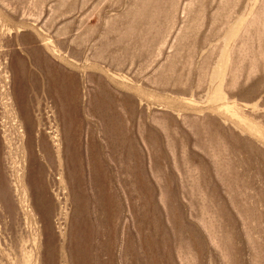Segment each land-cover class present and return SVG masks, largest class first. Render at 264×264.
I'll list each match as a JSON object with an SVG mask.
<instances>
[{
  "label": "rangeland",
  "instance_id": "obj_1",
  "mask_svg": "<svg viewBox=\"0 0 264 264\" xmlns=\"http://www.w3.org/2000/svg\"><path fill=\"white\" fill-rule=\"evenodd\" d=\"M17 89L50 149L49 232ZM0 161V264H264V0H0Z\"/></svg>",
  "mask_w": 264,
  "mask_h": 264
},
{
  "label": "bare ground",
  "instance_id": "obj_2",
  "mask_svg": "<svg viewBox=\"0 0 264 264\" xmlns=\"http://www.w3.org/2000/svg\"><path fill=\"white\" fill-rule=\"evenodd\" d=\"M42 71H43L42 75L45 77L46 86L48 87L46 89L47 92L49 93L48 95L51 96L53 90H55V91H57V93H59V95H57V93H56L57 98L61 97L63 92H64V87L61 84V77H62L61 71L59 69L42 70ZM22 73H24V72L19 71V72L13 73L14 79L19 84L18 85L19 89L20 88L25 89V80L27 79V77L25 78V75H22ZM28 76H31V75L28 74ZM31 78H32V83L34 84V88H35L37 86L36 79L33 76H31ZM29 79H30V77H29ZM13 82H15V81L13 80ZM14 86H15V84H14ZM16 92L17 93L15 94V100L17 102V106L19 107L18 113L20 112L19 115L18 114L17 115H18V118L20 119V121L23 122V125L25 128L24 131L27 133L26 134L27 137L25 136L26 138L24 137L23 139L28 138L25 141L26 142V149H27V152L26 151L25 152L28 154V162L33 163V164H29V165H31L30 166L31 169H30V172L28 173V177L26 178L25 183L21 182V180H19L20 183H19V181H17V182L20 184L22 196L24 194V190L26 187L25 185H27V188L31 190L30 192H31V195L34 197V200H37V201L40 200V203H42V205H41V213L42 214L39 215V219L44 224L45 231H48V230H50V228H49V216H50V210L52 208V205H51L50 199L47 197V188H46L45 183L43 182V179H44L43 173L45 171L44 170L45 167H47L50 171L54 170L51 167L52 162L50 160V152H49L50 149H49L48 144L46 143L44 135H41V136H39L40 142L37 145L38 148H36V149H38V152H39V155L41 156V158L39 157L40 159H38V155H37L38 153L34 154L31 151L32 143H35V142H32L33 139H31L30 136H31V132L33 131V128L37 124V122L35 121V119L32 116L34 114L31 113V111L28 107L27 99H25L20 94V92H18V89ZM58 106H59V110L57 112L59 114L63 110L64 106H62L60 104H58ZM65 129H66L65 124H64V126L59 124V128H58V132H59L58 135L59 136L58 137H60L62 139V147L60 148L61 153L59 152V154H60L59 159L57 160L55 167L57 169H59L60 174H61L60 177L58 178V182H60V184L63 185L62 181H64L67 184V186H73L75 184V182L73 181V178H72L74 176V172H72V169L70 167V162H71V159L69 158L70 145L67 144V140L64 136ZM56 135H57V133H56ZM35 136L37 137V135H34L33 137H35ZM63 136H64V142H63ZM58 141H59V139H58ZM33 148H34V146H33ZM57 152H58V150H57ZM24 180H25V177H24ZM8 181H9L8 177H6V175L4 174V172L1 168V165H0V209L9 215L11 214L10 217L13 219L12 214L14 212H16L14 210L18 207V203H17L16 199H14V194H15V191L17 190V187L11 186V184H9L10 182H8ZM24 200L25 199L22 198L21 202L23 203ZM34 207H36V206H34ZM15 216H14V218H15ZM89 229L90 228L87 226L85 232H88ZM85 232H83V233H85ZM50 236H51V234H50ZM49 239H51V237ZM47 243H48V241H46V243H45L46 246H47ZM78 244H79V242H78ZM81 254H82V252H81ZM76 260H78V259H76Z\"/></svg>",
  "mask_w": 264,
  "mask_h": 264
}]
</instances>
